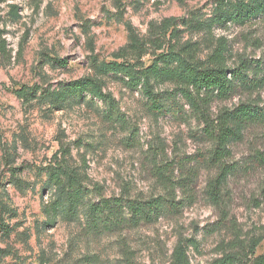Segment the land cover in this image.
Returning <instances> with one entry per match:
<instances>
[{
	"label": "rangeland",
	"instance_id": "obj_1",
	"mask_svg": "<svg viewBox=\"0 0 264 264\" xmlns=\"http://www.w3.org/2000/svg\"><path fill=\"white\" fill-rule=\"evenodd\" d=\"M233 1L0 0V264H174L180 241L189 264H222L227 253L244 261L252 242L264 252V118L229 142L217 204L201 116L171 79L151 78L157 112L130 80L170 52L211 65L220 51L242 75L226 94L208 92L210 115L240 104L264 113V12L218 22ZM111 62L129 68L108 72ZM80 77L105 98L69 94ZM58 164L76 172L77 201L51 178ZM159 196L149 220H122L128 198ZM102 199L116 223L109 210L89 212Z\"/></svg>",
	"mask_w": 264,
	"mask_h": 264
},
{
	"label": "trees",
	"instance_id": "obj_2",
	"mask_svg": "<svg viewBox=\"0 0 264 264\" xmlns=\"http://www.w3.org/2000/svg\"><path fill=\"white\" fill-rule=\"evenodd\" d=\"M229 0H219L224 3ZM225 15L218 16V22L224 20H234L236 22H244L247 19L264 12V0H235L231 9L225 10ZM163 56V55H162ZM221 52L214 54L213 64L204 65L198 60L188 59L177 53L170 52L169 55L161 57L153 62L151 65L143 67L142 69L131 75V81L134 86L142 84L144 95L148 98L150 107L159 111L163 108L162 100L158 98V93L153 91V83L157 82L159 78L164 76L176 83V90L186 99L190 106L201 116L204 122V134L211 141L214 142L210 160L218 164L219 171L213 177L207 186L206 193L210 199L219 204L221 200V186L225 181L226 176L230 172L228 164L224 161L230 154L228 144L233 139H239L241 134V127L244 122L252 118L263 117L262 113L257 108H252L249 104H240L233 110L223 109L214 117L208 111V92L216 90L219 95H224L230 91L232 87V80L234 77H241L240 68L230 69L221 63ZM164 59L166 64L173 66L168 68H161L158 61ZM106 71H127L129 65H124L117 62L107 63L105 65ZM90 90L95 96L105 98V93L102 91L98 81L90 77H80L69 82L66 91L69 94ZM51 178L57 183L65 182L67 186V196L71 201H77L83 192L81 185H79L76 172L68 166L58 164ZM164 199L171 206L177 207L179 202L171 199L170 196ZM115 200V199H114ZM113 200V201H114ZM163 199L161 197H152L148 200L130 199L125 201V208L129 217H122L123 221L138 223L142 220H149L153 217V213H159V208ZM110 199H102L101 202L93 204L89 207L91 214L98 212L102 213L104 210L111 212ZM115 202H121V199L116 198ZM112 213V212H111ZM110 213V214H111ZM114 222H117V217L112 213ZM257 243L252 242L250 249L243 261L237 255L230 253L225 254L221 258L222 264H233L240 262V264H264V252L260 254L255 253ZM174 264H189L186 256V248L180 241L174 250Z\"/></svg>",
	"mask_w": 264,
	"mask_h": 264
}]
</instances>
